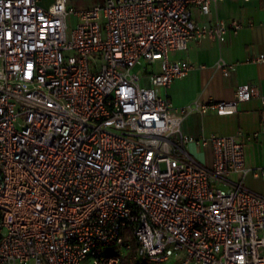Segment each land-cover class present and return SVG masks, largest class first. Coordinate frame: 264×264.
<instances>
[{
  "label": "built area",
  "instance_id": "2783aa9c",
  "mask_svg": "<svg viewBox=\"0 0 264 264\" xmlns=\"http://www.w3.org/2000/svg\"><path fill=\"white\" fill-rule=\"evenodd\" d=\"M218 0H0V264H264V180L248 166L252 134L194 137L187 114H234L264 88L173 107L159 87L193 65L168 54L224 41L238 20L196 24ZM70 16L76 21L71 24ZM160 61L143 76L137 64ZM264 63V52L247 58ZM225 75L233 63L220 59ZM264 119V116H262ZM210 144L213 162L187 145ZM108 247L106 254L96 249ZM92 256L91 261L87 258Z\"/></svg>",
  "mask_w": 264,
  "mask_h": 264
},
{
  "label": "crops",
  "instance_id": "0c3cea01",
  "mask_svg": "<svg viewBox=\"0 0 264 264\" xmlns=\"http://www.w3.org/2000/svg\"><path fill=\"white\" fill-rule=\"evenodd\" d=\"M53 0H39L40 5L49 6ZM68 4L78 8H88L103 0H67ZM209 14H204L196 6L192 7V18L196 24L213 23L216 19L230 22L238 20L242 27L236 32H228L224 41L210 37H202L188 43L186 50L171 52V59H183L193 65L188 74L176 78L169 86L159 87L158 93L166 96L173 107L183 106L192 100H229L234 97L235 89L241 84H255L264 88V63L249 62L247 58L264 52V0H218L213 3ZM73 24L75 16H70ZM222 59L233 63L234 68L225 75L216 64ZM149 72L160 69V61L149 64ZM147 69V68H146ZM148 73V72H147ZM234 114L218 115L213 111L201 114L190 112L181 123V128L187 134L199 137L213 134L230 135L237 130L252 134L261 128L264 105L252 98L242 101ZM244 143L245 161L248 166L264 165V131L251 140L240 137ZM210 144L197 146L189 143L193 156L198 161L211 165L213 149ZM246 185L264 194V180L246 176ZM264 251V250H262ZM180 264V259L159 264ZM145 264V263H144Z\"/></svg>",
  "mask_w": 264,
  "mask_h": 264
},
{
  "label": "rangeland",
  "instance_id": "374dc122",
  "mask_svg": "<svg viewBox=\"0 0 264 264\" xmlns=\"http://www.w3.org/2000/svg\"><path fill=\"white\" fill-rule=\"evenodd\" d=\"M146 70H144V65L143 64H137L133 67V70L134 71H137V72H140V74L143 76L144 74H148L147 72H149L150 68L148 67V65H146ZM189 151V153L193 156V152L191 149H187ZM194 157V156H193ZM195 158V157H194ZM197 159V158H195ZM245 182H246V178H245ZM97 250V253H100V254H106L109 250L108 247H100L99 249H96ZM92 259V256H89L87 258V262L88 260L91 261ZM128 264H136V262L134 261L133 257L130 255V258H128ZM143 263L145 264H159V263H154V262H151L149 260H143ZM167 264V263H165Z\"/></svg>",
  "mask_w": 264,
  "mask_h": 264
},
{
  "label": "trees",
  "instance_id": "16d2710c",
  "mask_svg": "<svg viewBox=\"0 0 264 264\" xmlns=\"http://www.w3.org/2000/svg\"><path fill=\"white\" fill-rule=\"evenodd\" d=\"M130 255L132 256V254L130 253V254H127V255H125L123 258H122V263L123 264H128V258H130Z\"/></svg>",
  "mask_w": 264,
  "mask_h": 264
}]
</instances>
